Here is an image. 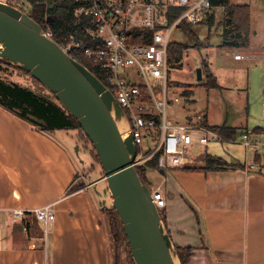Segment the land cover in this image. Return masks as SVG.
<instances>
[{
    "label": "crops",
    "instance_id": "1",
    "mask_svg": "<svg viewBox=\"0 0 264 264\" xmlns=\"http://www.w3.org/2000/svg\"><path fill=\"white\" fill-rule=\"evenodd\" d=\"M244 5L251 13L248 46H223L224 31L230 26L224 22L225 15L210 14L194 27L206 31L193 30L196 43L188 48L202 51V80L190 84L170 76L173 87L185 97L184 106L181 102L170 105L177 109L170 111L173 121L184 123L203 115L211 127L238 131L227 145L193 153L191 163L183 167L156 171L161 178L154 189L161 188L167 201L165 228L174 247L192 249L187 264H264V152L260 149L264 148V126L251 125L250 114L234 108L241 92L246 91L250 102L251 83L242 78L255 66L263 76L256 79L261 83H256L254 95L264 102V48L252 41L259 24L251 5ZM213 29L220 38L216 45L211 39ZM226 48L233 51L232 62L238 64L227 60ZM188 50L178 65L181 68ZM239 54L244 58L236 59ZM208 75L213 77L209 88L203 85ZM177 83L194 86L191 94ZM247 131L253 132L252 141L260 143L248 156L242 143ZM77 146L73 130L42 132L0 107V264H113L103 212L112 207L113 198L106 185L94 189L105 183L103 177L94 179L102 172L89 167L92 163ZM208 155L225 163L208 172L186 169L205 167ZM90 176L92 181L81 186V178ZM48 205L56 209V219L45 233L31 212ZM17 209L28 213L22 222L13 221Z\"/></svg>",
    "mask_w": 264,
    "mask_h": 264
},
{
    "label": "built area",
    "instance_id": "2",
    "mask_svg": "<svg viewBox=\"0 0 264 264\" xmlns=\"http://www.w3.org/2000/svg\"><path fill=\"white\" fill-rule=\"evenodd\" d=\"M0 2L29 15L33 9L30 0ZM41 4L47 7L43 34L54 40L50 26L51 0H38L37 5ZM72 4L75 24L83 29L88 41L71 34L60 46L73 58V53L80 51L88 59L100 62L107 72L111 88L106 87L124 109L130 125L127 132L133 133L140 149L136 166L160 153L162 169L180 168L191 163L192 146L207 147L225 141L208 127L203 115L184 123L175 122L168 115V107L182 98L169 75L172 32L180 24L198 26L210 14L225 15L224 6H215L212 0H72ZM242 58L236 55V59ZM138 77L142 83L136 81ZM252 134V131L242 134L247 156L260 145L251 140ZM147 138H152L154 144L145 152L143 143ZM151 193L156 207L164 211L167 201L162 189H153ZM27 214L22 209L14 210L13 221L22 222ZM31 214L45 233L56 219L53 205L34 209Z\"/></svg>",
    "mask_w": 264,
    "mask_h": 264
},
{
    "label": "water",
    "instance_id": "3",
    "mask_svg": "<svg viewBox=\"0 0 264 264\" xmlns=\"http://www.w3.org/2000/svg\"><path fill=\"white\" fill-rule=\"evenodd\" d=\"M0 59L42 83L78 120L102 164L135 264H177V252L151 189L137 172L134 135L124 137L118 127L117 120L125 118V112L112 91L44 35L29 14L2 2ZM197 74L202 80L201 69Z\"/></svg>",
    "mask_w": 264,
    "mask_h": 264
},
{
    "label": "trees",
    "instance_id": "4",
    "mask_svg": "<svg viewBox=\"0 0 264 264\" xmlns=\"http://www.w3.org/2000/svg\"><path fill=\"white\" fill-rule=\"evenodd\" d=\"M30 1L33 4V9L30 12V16L43 28H46V5H37L38 0ZM212 2L215 6H224L226 8L224 22L228 27H230L226 28L224 31L223 46H248L250 37V7L248 5H235L232 3V0H212ZM50 5L51 7L49 11L52 20L50 21V26L53 29V38L58 44L63 45L67 37H69L71 34H75L78 38L88 41L87 35L83 32V29L75 24L76 16L72 0H51ZM186 27L188 29L191 28L189 26ZM188 48L189 45L185 43L171 44L169 47V67H177L180 65L183 60L184 53L186 50H188ZM73 56L86 68H88L105 86L111 88L107 81V72L103 70L100 62L88 59L82 55L80 51L73 53ZM1 61L8 63L6 60L0 59V62ZM25 73L30 75L27 72ZM207 78L208 79L206 83L203 85L209 88L213 85L210 83L213 77L212 75H208ZM177 86L187 89L186 94L188 96L191 94V91L194 87L179 83H177ZM0 107L16 115L18 118L22 119L33 128L42 132H53L56 130H79L81 133L83 132L78 120H76L60 104L55 95L53 98L50 96L41 95L30 88L24 87L18 83L7 82L2 78H0ZM126 114L129 116L128 112H126ZM208 127L218 132L225 141L235 140L238 136L237 129L229 128L227 126ZM138 152H140V149H138ZM149 155H151V152L146 156ZM95 157L96 160H99L97 155ZM159 158L160 153L151 156L144 163L136 166L142 183L147 185L149 184V170L160 171L162 169L159 164ZM206 161L207 164L205 167H186V169L190 171L200 170L208 172L212 170H219V165H223L225 163L222 158L211 155L207 156ZM103 212L107 218L106 229L109 238H113L114 242L118 245L122 242V240L126 241L127 246L130 249L129 256L131 260H134L128 238L125 234L123 224L116 209L112 207L110 209L103 210ZM161 218L164 225H166V215L164 211L161 212ZM166 231L171 236L169 230L167 229ZM175 250L181 261V264H187L192 255V249L175 247Z\"/></svg>",
    "mask_w": 264,
    "mask_h": 264
},
{
    "label": "rangeland",
    "instance_id": "5",
    "mask_svg": "<svg viewBox=\"0 0 264 264\" xmlns=\"http://www.w3.org/2000/svg\"><path fill=\"white\" fill-rule=\"evenodd\" d=\"M232 3L235 5H244V4H249L251 5V7L253 8V14H254V20L255 22H257L259 25H257V29H255V31L258 33L253 34L252 35V41L255 45H259L262 46L264 48V0H232ZM261 25V26H260ZM195 26H191L190 29H188L184 24H180L177 28H175V30L172 32L171 34V42H177V43H187L188 45H193L196 43V39L194 38V36L192 35V31L194 30L195 33L202 32L203 30L206 31V28H202L199 30H196V28H194ZM220 30V29H219ZM217 30L213 29L211 32V39H212V43H214L215 45L217 43H220V38L219 36L216 35ZM201 36V35H200ZM218 48V47H217ZM201 50L197 49L196 47H191L188 50L187 55L184 58L183 61V68L177 66V67H169V75L171 76V79L174 80H179V82H187L190 84H197V79H198V69L201 67L202 64V57L203 55L201 54ZM224 53L226 54V58L228 61H230L231 63L234 64H238L237 62H232L234 61L233 58V51H231L229 48L224 49ZM263 56V54H262ZM264 62V61H262ZM257 66H255V68H253L251 70L250 68V73H247L244 75V77L242 78V80L246 81L249 80L251 83V89H250V94H251V98H250V102L247 101V95H245L244 92H241L239 94H242L241 96L238 95V100L242 105H239L237 103L236 100H234L236 102V105L234 106L235 110H243L246 113L248 112V117L250 118V122L251 125H260V126H264V111L262 109V102L260 100V95H257L255 97L254 95V90L256 88V83H261V82H257L256 79L260 80L263 76V72L262 71H256L257 70ZM252 77V79H251ZM261 77V78H260ZM0 78L6 80L7 82H14V83H18L24 87L30 88L32 90H34L35 92L41 94V95H45V96H50V97H54V95L39 81H37L36 79H34L31 75L26 74L25 72H23L22 70H20L17 66H14L12 64H8L4 61L0 62ZM138 83H142L143 80L142 78L138 77L136 80ZM264 85V83H262ZM206 90V89H204ZM202 92H205V91ZM240 97H244V99H240ZM204 98V96L202 97ZM185 97L182 96L181 98V103H179L180 106H184L185 102ZM232 99H230L231 101ZM238 104V105H237ZM246 105V106H244ZM232 107V106H230ZM179 109V108H178ZM177 109H172L170 108V106L168 107V115L169 117H171L170 115V111L174 112ZM129 129V127H128ZM73 134L75 135L76 139H77V144L81 150L82 153V157L84 159H87V161H90L92 164L89 167H95V169L98 172H102V175H95V180L96 179H100L101 177L104 178L105 180V172L103 170L102 164L99 162V160L95 159L96 157V152L93 149V145L91 144V142L89 141V139L87 138V136L82 132H80L79 130H73ZM124 137L128 136V132L123 134ZM228 141H220V142H216V143H212L209 145V148L217 146L221 143H225V145H227ZM153 140L152 138H147L144 140L143 143V150L146 151L147 147L152 146ZM221 146V145H220ZM225 147V146H224ZM204 148L203 146H192L190 149L192 151V154L194 153V155H196V153H198V151H202ZM262 150V152H264V148L261 147L260 148ZM245 150V148H244ZM191 154V155H192ZM94 176V175H93ZM93 176H90V178H87V180L85 178H81L80 182H82L83 184L81 186H85L86 183L88 181H92ZM160 174L156 171H149L148 172V185L151 187V190H153L158 184H159V180H160ZM89 179V180H88ZM104 184H100L98 186H95L94 189L96 190H102L101 187L103 188V186H107V190L108 189V185H107V181H104ZM109 200V204H111V198L108 197ZM112 207H113V203H112ZM111 207V208H112ZM107 220V218H106ZM110 250H111V257H112V262L113 264H135L134 260H131L129 253H130V249L127 246V242L122 240V242L118 245L117 243L114 242L113 238L111 239L110 237ZM177 260V259H176ZM179 264V262H178Z\"/></svg>",
    "mask_w": 264,
    "mask_h": 264
},
{
    "label": "bare ground",
    "instance_id": "6",
    "mask_svg": "<svg viewBox=\"0 0 264 264\" xmlns=\"http://www.w3.org/2000/svg\"><path fill=\"white\" fill-rule=\"evenodd\" d=\"M117 124H118V127L120 129V131L124 134L127 132V120L123 117L122 119H118L117 120ZM177 264H178V261L176 260Z\"/></svg>",
    "mask_w": 264,
    "mask_h": 264
}]
</instances>
